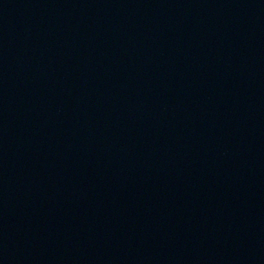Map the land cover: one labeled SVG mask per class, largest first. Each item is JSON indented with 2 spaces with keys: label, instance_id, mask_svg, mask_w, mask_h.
<instances>
[{
  "label": "water",
  "instance_id": "obj_1",
  "mask_svg": "<svg viewBox=\"0 0 264 264\" xmlns=\"http://www.w3.org/2000/svg\"><path fill=\"white\" fill-rule=\"evenodd\" d=\"M0 264H264V0H0Z\"/></svg>",
  "mask_w": 264,
  "mask_h": 264
}]
</instances>
